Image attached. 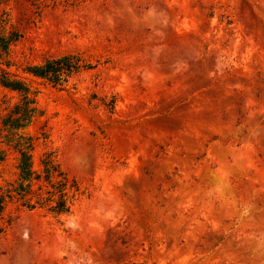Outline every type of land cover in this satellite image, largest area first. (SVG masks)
<instances>
[{
  "label": "rangeland",
  "instance_id": "1",
  "mask_svg": "<svg viewBox=\"0 0 264 264\" xmlns=\"http://www.w3.org/2000/svg\"><path fill=\"white\" fill-rule=\"evenodd\" d=\"M22 130L81 193L68 214L5 211L0 264H264V0H0ZM81 53L62 85L28 65ZM0 186L18 152L2 124Z\"/></svg>",
  "mask_w": 264,
  "mask_h": 264
},
{
  "label": "trees",
  "instance_id": "2",
  "mask_svg": "<svg viewBox=\"0 0 264 264\" xmlns=\"http://www.w3.org/2000/svg\"><path fill=\"white\" fill-rule=\"evenodd\" d=\"M4 32L5 29H0V85L18 92L20 99L2 122L9 130L18 152V163L15 179L0 186V233L10 223L11 219H6L5 211L11 203L27 209L43 208L54 215H64L70 212L81 193L79 182L62 168L54 152H43L38 167H34L33 140L22 130L28 126L38 110L35 99L31 96L33 91L30 86L6 69L11 65L7 59L9 47L21 35L18 32L4 35ZM90 67L92 65L81 53H65L28 65L25 71L54 85H62L81 69Z\"/></svg>",
  "mask_w": 264,
  "mask_h": 264
}]
</instances>
